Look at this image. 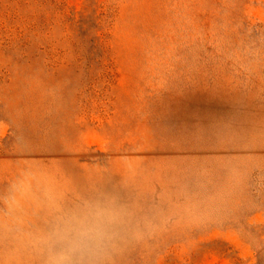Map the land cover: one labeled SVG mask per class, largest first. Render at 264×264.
Instances as JSON below:
<instances>
[{
	"label": "rangeland",
	"instance_id": "obj_1",
	"mask_svg": "<svg viewBox=\"0 0 264 264\" xmlns=\"http://www.w3.org/2000/svg\"><path fill=\"white\" fill-rule=\"evenodd\" d=\"M0 264H264V0H0Z\"/></svg>",
	"mask_w": 264,
	"mask_h": 264
}]
</instances>
